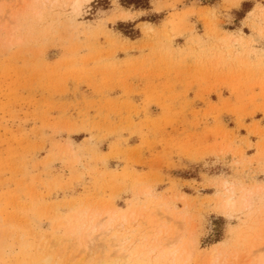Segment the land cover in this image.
<instances>
[{
  "label": "rangeland",
  "instance_id": "rangeland-1",
  "mask_svg": "<svg viewBox=\"0 0 264 264\" xmlns=\"http://www.w3.org/2000/svg\"><path fill=\"white\" fill-rule=\"evenodd\" d=\"M41 1L0 0V264H67L79 214L159 204L161 236L178 234L192 257L126 264H207L214 248L219 264H253L264 0H93L76 21ZM146 220L129 225L135 237Z\"/></svg>",
  "mask_w": 264,
  "mask_h": 264
},
{
  "label": "bare ground",
  "instance_id": "bare-ground-1",
  "mask_svg": "<svg viewBox=\"0 0 264 264\" xmlns=\"http://www.w3.org/2000/svg\"><path fill=\"white\" fill-rule=\"evenodd\" d=\"M92 1L93 0H42L41 6L49 5L47 7H50L52 3L59 2H61L64 6L70 5L72 19L76 21L77 17L81 15L85 5L88 6V4H90ZM260 11L264 19V6L261 7ZM38 15L40 17L42 14L39 13ZM236 40L238 39L236 38ZM235 185L236 184L230 180L224 182L225 190L231 192V195L234 193L236 187ZM243 190L244 195L242 197L244 200V205L245 207L249 208L251 205L252 191L249 187L245 186L243 187ZM146 193L147 195L150 194L151 190L146 189ZM235 205L236 202L234 196L229 197L226 200V208H233L235 207ZM164 206L165 205L163 204L155 206V210L157 211H152V208L149 207L143 208L140 211H133L128 216L125 214L122 216H118L119 211L115 206L113 210L108 211V215L106 217L101 219L99 218V215L94 212L91 215L89 214L90 216L87 220L83 219L81 217V214H79L76 219H74L75 223L69 229V235L71 237L69 240L73 241L71 246L77 247L78 251L76 252L77 254L75 256H72L69 261H67V264H126L127 262H131L134 260H152L155 258L157 259L159 257H164L166 255L170 257V259H172L174 263L175 259L178 256L186 252V249L184 248L183 251L180 250L182 248V238L178 236V234H174L175 237L173 235L161 236V234H163L162 228L164 223H159L160 217L158 210L164 208ZM171 212L172 211L169 209V207L166 208V213L169 214V217H171ZM147 217L152 218V224H148L147 222V227L149 229L145 231L143 230L144 234L141 238L138 236L135 237V235H137L136 231L138 229L133 230V227L130 228L129 225H139L140 221H147ZM115 218H117V220L119 219V224L116 223L119 225H117V230H115L113 225ZM178 219H181L180 215H178ZM67 246L69 247V244ZM186 255L188 259L192 257L191 252H188ZM220 255V250L215 248L211 250L210 254L208 255L207 264H219L221 262ZM188 259H186V261ZM253 260V264H264V254L259 253V255L254 257Z\"/></svg>",
  "mask_w": 264,
  "mask_h": 264
}]
</instances>
